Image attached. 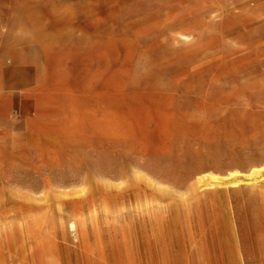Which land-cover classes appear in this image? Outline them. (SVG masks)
Returning a JSON list of instances; mask_svg holds the SVG:
<instances>
[{"label": "rangeland", "instance_id": "obj_1", "mask_svg": "<svg viewBox=\"0 0 264 264\" xmlns=\"http://www.w3.org/2000/svg\"><path fill=\"white\" fill-rule=\"evenodd\" d=\"M263 53L264 0H0V264H264Z\"/></svg>", "mask_w": 264, "mask_h": 264}, {"label": "bare ground", "instance_id": "obj_2", "mask_svg": "<svg viewBox=\"0 0 264 264\" xmlns=\"http://www.w3.org/2000/svg\"><path fill=\"white\" fill-rule=\"evenodd\" d=\"M263 54H264V53H263ZM260 146H261V148H260V149H261V152H262V154H263V153H264V142H263ZM212 179H215V178L212 177ZM198 182L202 184V183H203V177H199V178H198ZM233 184H236V182L233 183Z\"/></svg>", "mask_w": 264, "mask_h": 264}]
</instances>
